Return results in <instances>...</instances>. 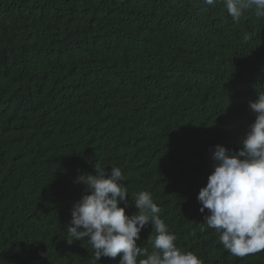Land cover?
<instances>
[{
	"label": "trees",
	"instance_id": "trees-1",
	"mask_svg": "<svg viewBox=\"0 0 264 264\" xmlns=\"http://www.w3.org/2000/svg\"><path fill=\"white\" fill-rule=\"evenodd\" d=\"M225 12L203 0H0V264H118L119 256L97 261L66 232L84 186L68 192L61 174L95 167H119L129 195L149 192L176 246L202 264H264V250L224 253L215 229L185 216L174 188L182 175L207 183L210 142L239 149L245 104L264 86V18L248 10L222 33ZM241 26L248 39L238 48ZM236 52L243 56L227 55ZM211 87L225 96L213 118ZM43 116L55 123L50 140L25 132L43 128ZM164 147L184 148L178 170ZM151 150L164 162L153 173ZM140 237L151 252V223Z\"/></svg>",
	"mask_w": 264,
	"mask_h": 264
},
{
	"label": "clouds",
	"instance_id": "clouds-1",
	"mask_svg": "<svg viewBox=\"0 0 264 264\" xmlns=\"http://www.w3.org/2000/svg\"><path fill=\"white\" fill-rule=\"evenodd\" d=\"M207 6L218 5L226 10V23L241 22L246 11L252 10L256 17L264 18V0H203ZM247 34L242 26L237 31L234 45L238 48L246 44ZM220 53L214 63L210 76H215V67L221 57ZM237 60L240 56L227 54ZM186 78L196 88V77L185 73ZM259 93L245 104L249 117L248 129L241 139L238 150L228 149L210 142L206 150L215 146L212 152L213 170L207 177V183L196 182L190 176L181 178L175 186L180 196L182 210L186 215H199L209 228L215 229L222 243V250L228 255L244 257L264 250V86L257 85ZM213 100L207 105L208 117L219 116L225 105L224 92L218 87H211ZM43 128L30 127L25 130L47 132V139L55 134V123L50 116L38 118ZM214 143V144H213ZM231 145L229 146V148ZM168 162L178 170L180 155L184 148L164 147ZM186 149V148H185ZM187 150H190L187 148ZM151 160L147 171L153 173L163 166L161 155L154 150L148 152ZM96 174L80 172L70 176L61 174V180L70 184V192L82 183L84 194L73 205L71 220L66 225L67 233L74 240H86L94 252V258L116 259L118 264H202L191 251H181L176 246L177 237L171 233L160 218V207L153 201L147 191L128 194L125 177L119 167H112L110 174L95 167ZM67 192V193H68ZM190 207H186L185 203ZM204 213H208L204 216ZM151 223L154 239H150L152 251L139 246L140 233ZM230 252V253H229Z\"/></svg>",
	"mask_w": 264,
	"mask_h": 264
}]
</instances>
